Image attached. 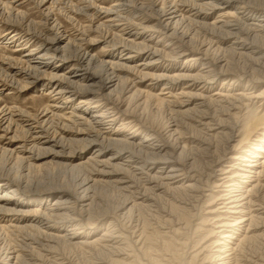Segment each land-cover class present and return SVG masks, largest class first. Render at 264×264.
<instances>
[{
    "label": "bare ground",
    "instance_id": "1",
    "mask_svg": "<svg viewBox=\"0 0 264 264\" xmlns=\"http://www.w3.org/2000/svg\"><path fill=\"white\" fill-rule=\"evenodd\" d=\"M77 1L84 4L83 9L99 12L101 28L114 31L97 54L90 50L73 54L82 38L58 32L61 26L53 18V6H46L48 1L39 3L43 25L29 19L18 8L20 3L10 6L0 1V76L5 77H0V99L3 91L15 97L39 85L31 95V107L4 106L0 150L28 169L47 164L41 159L53 155L56 160L51 162L84 175L77 193L61 185L37 190L23 186L8 172L0 175V232L24 234L19 242L0 246V264H73L60 253L61 244L100 256L94 264H264V256L254 251L256 244L264 246V229L259 231L264 227V114H251L244 122L227 126L224 119L222 124L217 122V133L210 136H225L230 143L215 160L213 152L219 149H213L210 142L192 140L198 142L192 150L211 158L204 164L209 171L197 170L199 160L189 157L184 140L192 124L209 129L215 105L228 103V108L235 109L245 98L263 96L264 88L258 94L248 93L259 80L234 74L229 63L228 69L221 65L217 70L208 57L210 47H191L196 39L194 33L184 32V20L189 18L179 9L186 2L197 4L201 13L193 23L211 35L222 34L217 35L221 39H240L219 44L218 52L250 57L261 66L264 77V54L253 44L264 39V0H250L259 8H252L248 0L245 5L238 0H153L149 8L154 17L143 16L145 1ZM215 12L219 18L209 21ZM245 31L253 34L252 46L243 39ZM195 33L198 36L199 30ZM98 41L92 38L91 44ZM188 51L192 53L186 56ZM147 80L150 90L141 88ZM220 80L228 91L232 86L241 91L204 93L203 89ZM197 84L201 88L193 92ZM157 87L159 93L153 91ZM38 92L46 97L45 104L38 103ZM124 99L128 100L125 108ZM152 100L173 107L166 133L155 121L149 120L147 126L137 115ZM51 120L59 128L56 136L46 129ZM19 127L26 134L23 140L17 134ZM98 188H114L121 194L123 201L116 208L120 215L133 219L129 230L121 227V216L111 217L104 211L90 216ZM188 226L194 227V235L203 234L195 240L191 239L195 236L183 239Z\"/></svg>",
    "mask_w": 264,
    "mask_h": 264
},
{
    "label": "rangeland",
    "instance_id": "2",
    "mask_svg": "<svg viewBox=\"0 0 264 264\" xmlns=\"http://www.w3.org/2000/svg\"><path fill=\"white\" fill-rule=\"evenodd\" d=\"M0 1H2V2H4V3H6V4H10V6H14L16 3L17 4H19V9L22 11L23 10V12H25V13H27V16H28V18L29 19H31V20H35L36 22H39V23H41V25H43V23H44V18H43V15L41 14V12H40V8H42V6L40 5L41 4V2H42V0H23V2H22V0L21 1H18V2H16V3H12V2H10V1H12V0H0ZM46 2V1H48L47 2V5L46 6H53L52 7V15H53V18H55L56 20H57V22L59 23V26H61V28H59V30H58V32L60 31L61 32V30L63 31V30H65V31H67V33L68 34H70V35H72V36H76V37H80V38H82V40L81 39H79L78 41H77V43H76V45L74 46L75 47V50H74V52H73V54H75V52L76 51H78V53L76 52V56H78V55H80L82 52H83V50H90V51H92V53H94V54H97V53H99V51H100V49L106 44L105 43V40H108V39H111L112 38V36H113V32L114 31H111V30H109L108 28H106V27H104V26H102V28H101V26H100V23H101V16H100V14H98L99 12H95V9L94 8H90V9H83V5L84 4H82V3H79L77 0H43V2ZM145 1V2H144ZM239 1V3H240V1H241V3H242V5L244 4H247V2H249L248 4H250V6L252 7V8H259V7H257V4H254L253 2H251L250 0H244V2L245 1H247V2H243V0H238ZM69 4H68V3ZM138 3H143L144 2V5L145 6H143L144 8L142 9V12H145V14H143V16H146L147 14V16L149 17V15L150 16H153L154 17V15H151V14H153L152 13V8L150 9L149 7H151V4H152V2H153V0H138L137 1ZM261 2V1H260ZM22 3H24V4H22ZM40 3V4H39ZM105 3V2H104ZM107 3H109V0H106V4ZM188 3H190V2H186V3H183V4H181V5H179V9L181 10V9H183L184 11L182 12V13H184L185 15H186V17H188L189 19V21H190V18H191V21L189 22V21H187V18L184 20V25L186 24V27H184L183 28V30H184V32H186L187 33V31H188V33L189 34H191L192 35V33H194L193 35H194V39H196V40H194L191 44H193V46L190 44V46L191 47H202V48H208V47H210V49H209V51H208V57H209V59L211 58V60L214 62V67L217 69V68H219L220 69V67H222L223 65V67H224V69H228V68H226V66L225 65H227L228 63V65H227V67L228 66H230V67H232V68H230L229 67V70H233L234 71V74H237V75H243L244 77H246V78H255V80H259L258 82V84H255V86H256V88L255 89H252V90H247V92L249 93V91L251 92H255V93H260L262 90H263V88H264V77H262L261 76V70H262V68H261V66L260 65H257V63L258 62H256L255 64L254 63H252L251 62V59H250V57H246V56H240V55H238V54H236L234 57L231 55V54H229V52H225V51H223V50H221V51H219L218 52V49H219V44H221L222 46H224V42H228V44H231L233 41H238V40H240V39H238V40H235V39H230L229 37H224V39H221L220 37H218V36H223L222 34H217V33H214V35H211V32H208V31H205L204 29H201L200 27H198V25H197V23L196 22H194L193 23V21H192V19H194V17L196 16V14L198 13H201L200 12V7L197 5V4H192V2L190 3V4H188ZM236 3H238V2H236ZM240 3V4H241ZM13 4V5H12ZM55 4V5H54ZM77 6H76V5ZM187 5V7L185 6V5ZM254 4V5H253ZM61 5V6H60ZM66 5V6H65ZM86 5V4H85ZM105 5V4H104ZM137 5V4H136ZM150 5V6H149ZM195 5H196V9H195ZM54 6H55V9H54ZM60 6V7H59ZM246 6H249V5H246ZM249 6V7H250ZM263 6V5H262ZM262 6H260V7H262ZM72 9H71V8ZM83 9H81V8ZM91 7V6H90ZM147 7V8H146ZM194 7V8H193ZM199 7V8H198ZM264 7V6H263ZM198 8V9H197ZM28 9V10H27ZM76 11H74V10ZM77 9V10H76ZM146 9V10H145ZM263 9V8H262ZM78 10L80 11V10H82V11H80V13L78 12ZM93 10V11H92ZM145 10V11H144ZM148 10V11H147ZM73 11V12H72ZM195 11H196V13H195ZM58 12V13H57ZM60 12V13H59ZM78 12V13H77ZM83 12H85V13H83ZM86 12H87V16H86ZM219 12H221V11H219ZM217 13V12H215V13H213V14H210V18H209V21H214L215 19H217V18H219V15H220V13ZM85 14V15H84ZM93 14H95V15H93ZM98 14V15H97ZM197 14V15H198ZM75 16V17H74ZM95 16V17H94ZM142 16V15H141ZM190 16V17H189ZM192 16V17H191ZM70 17V18H69ZM147 17V19H149ZM73 18V20H71ZM67 19L69 20L68 22H67ZM40 20V21H39ZM197 20H199V21H201L200 19H197ZM77 23H76V22ZM189 24H188V23ZM246 22V21H245ZM73 23V24H72ZM75 23V24H74ZM99 23V24H98ZM192 24V25H191ZM75 25V26H74ZM88 25V26H87ZM89 25H91L90 27L91 28H89ZM100 26L99 27V29H97V27L98 26ZM83 26V27H82ZM97 26V27H96ZM242 26V25H241ZM103 27L104 28H106V29H103ZM198 27V28H197ZM243 27V26H242ZM88 30H86V29ZM91 29V30H96L95 32L94 31H89V29ZM95 28V29H94ZM101 28V29H100ZM189 28V29H188ZM197 28V29H196ZM70 29V30H69ZM76 29V30H75ZM83 29H85V30H83ZM196 29V30H195ZM81 30V31H80ZM83 30V31H82ZM99 30V31H98ZM103 30V31H102ZM104 30H106V31H104ZM192 32H191V31ZM198 30H199V33H198ZM201 31H202V33H201ZM203 31H204V33H203ZM54 32L56 33V30H54ZM77 32H78V34H77ZM104 32H105V34H104ZM110 32V33H109ZM195 32H197L198 33V36H197V34L195 33ZM208 33V34H207ZM246 33H248V35L246 34ZM250 33V34H249ZM81 34V35H80ZM85 34V35H84ZM109 34V35H108ZM216 34V35H215ZM98 35H100V36H98ZM196 35V36H195ZM218 35V36H217ZM1 36H2V34H0V38H1ZM91 36V37H90ZM206 36H208V37H211V38H209L208 39V37H206ZM250 36V37H249ZM84 37V38H83ZM204 37H206V38H204ZM243 39H245V41H246V43H249V45H251V39L253 38V34H252V32H246L245 31V34L243 35ZM248 37V38H247ZM92 38H96V39H99L100 41H98L97 43H92L91 44V42H92ZM84 39V40H83ZM85 39L87 40V41H85ZM200 39V40H199ZM216 39H218L217 41H216ZM247 39V40H246ZM261 39V40H260ZM212 40H213V42H212ZM214 40H215V42L216 43H214ZM249 40V41H248ZM253 40V39H252ZM263 40V41H262ZM89 41V42H88ZM203 42V44L202 43H200V42ZM206 41L208 42V43H206ZM251 41V42H250ZM258 42H253V44L254 45H256V46H258V47H255L258 51H261L263 54H264V39L263 38H259L258 40H257ZM81 42V43H80ZM86 42V43H85ZM210 42V43H209ZM259 42H260V44H259ZM261 42H263L262 44H261ZM90 43V44H89ZM195 43H196V45H195ZM218 43V44H217ZM245 43V44H246ZM258 43V44H257ZM198 44V45H197ZM209 44H211V45H209ZM227 44V45H228ZM78 45V46H77ZM195 45V46H194ZM204 45V46H203ZM206 46H208V47H206ZM248 46V45H247ZM252 46V45H251ZM260 46V47H259ZM262 46V47H261ZM250 47V46H249ZM83 48V49H82ZM215 48H216V50H215ZM237 48H240V47H237ZM191 50H196L195 48L193 49V48H190ZM80 50V51H79ZM220 50V49H219ZM239 50V49H238ZM211 52H212V55H211ZM221 52V54H219ZM223 52H225V53H223ZM192 52H190V51H188L187 53H186V56H188L189 54H191ZM214 53V54H213ZM0 54L2 55V50L0 49ZM75 55H73V57L75 58L76 56ZM214 55H216V56H214ZM222 55V56H221ZM225 55V56H224ZM214 56V57H213ZM218 56V57H217ZM221 57V59H220V57ZM239 56H240V58H239ZM228 57V58H227ZM242 57H243V59H242ZM217 58H218V60H217ZM231 58V59H230ZM215 59V60H214ZM226 59V60H225ZM229 59V60H228ZM232 59L234 60L233 62H235V63H233L232 62ZM239 59V60H238ZM247 59V63H246V60ZM183 60H185V58L183 59ZM217 60V61H216ZM223 61V62H222ZM228 61V62H227ZM237 61V62H236ZM183 62V61H182ZM232 62V64H230ZM245 63H246V65H245ZM248 63H250V64H252V65H250V64H248ZM0 66H3L2 65V63L0 62ZM216 64H218V65H216ZM235 64V65H234ZM238 65V67H241V68H244V69H240V68H238L237 67V65ZM220 65V66H219ZM222 65V66H221ZM232 65V66H231ZM217 66V67H216ZM254 66V67H253ZM248 67H250V68H248ZM257 69L258 67V69L260 70V72H259V70L258 71H253V69ZM236 68V69H235ZM261 68V69H260ZM219 69H217V70H219ZM235 70H236V72L237 73H235ZM240 70V71H239ZM230 72H232V71H230ZM240 72V73H239ZM245 72H247V74H245ZM249 72V73H248ZM251 72H253V73H251ZM233 73V72H232ZM244 73V74H243ZM251 73V74H250ZM253 74V75H252ZM248 75H249V77H248ZM254 76V77H253ZM1 78H3L4 76L2 75V76H0ZM262 78V81L260 80L261 78ZM257 78H259V79H257ZM3 79H5V77L3 78ZM149 81L147 80L146 81V83L144 84V85H142L141 86V88L142 89H145V90H150L148 87H147V83H148ZM222 80H220V82L218 81L217 83H216V85H214V86H212V88H210V89H203V91H205L204 93L206 94V95H211V94H214L215 92H217V91H226V92H230V93H232V92H236V93H238L239 91H241V90H239V87H236V86H232V89H230V91H228V85H225L224 87H222L223 85H222ZM201 85L202 84H197L196 86H195V89L193 90V92H196L197 90H199L200 88H201ZM39 87V85L37 86L36 85V87L35 86H30V87H27V89L25 88L22 92H20V93H17L16 95H15V97H13V96H10V95H5L4 94V92L5 91H3L2 92V99H0V118L2 117V111L4 110V106H6V105H8V106H12V105H14V104H16V105H20V106H25V107H31V105H32V102H33V100L31 99V95H32V93L33 92H35V90L37 89ZM222 89V90H221ZM179 89H176V91H178ZM154 92H156V93H159L160 91H161V89L159 88V87H157L156 88V90H153ZM37 95H39V100H38V103L39 104H45V101H46V97L41 93V92H38L37 93ZM261 99V100H260ZM143 101L145 100V98H143L142 99ZM251 100V101H250ZM263 100V101H262ZM4 104V105H3ZM134 104V103H133ZM151 104V105H150ZM225 104V105H224ZM128 105V100H126L125 101V99H124V102L122 103V106H123V108H125L126 106ZM153 105V106H152ZM220 105H221V107H220ZM151 106V107H150ZM166 108H165V107ZM218 106H219V108H218ZM154 107V108H153ZM215 107V108H214ZM213 107V109L211 110V112L212 111H214V112H212V119L213 120H211L210 121V124L208 125L209 126V129H206V128H208L207 127V125L206 126H201V127H196L194 124H192L193 126H188V130L186 131L187 132V135H188V137L186 136L185 138H184V140H186L187 142H188V155H190L189 157L190 158H194V159H197V160H199L198 161V167H197V170L199 171V172H201V171H204L206 168H205V166H204V164L206 165V162H208L211 158H208V156L205 158V156L203 155V154H201V152H197L196 150H192L193 149V147L194 146H196V144L198 143H193L192 142V140H195V141H199L200 139L202 140V141H204L205 143H211L212 144V147H213V149H216L217 148V150L219 149L220 151H218V152H216V153H214L213 152V158H212V160H215V158H218L219 157V155H221L222 154V152L224 151V148H226V146H227V144H229V143H227L228 141H227V137H223V136H220L219 137V135H218V137H219V139H217L218 137L216 136V137H211L210 135L211 134H216L217 133V131L214 129V126H215V128H217V126H218V124H217V122H219V123H223V121H224V123H223V125H225V123H226V125L225 126H227V124L228 125H231V124H233L234 122H241V120H242V122H244L245 120H247L250 116H251V114H252V116L253 115H256V114H264V95L263 96H261V97H258L257 99L256 98H245L244 99V101H243V103L241 104V105H238L237 107H235V109L234 108H228L229 107V104L228 103H222V104H219V105H215ZM218 108V110H217V108ZM223 107H227L226 108V111L223 109ZM241 107V108H240ZM133 108V107H132ZM171 108H173L172 106H166V105H159L158 103H157V101H155V100H152V101H150L146 106L145 105H142L141 106V108H139V110H137V115H139V117L140 118H142L141 120H142V122L144 123V121H146L145 122V124L147 125V126H149L150 125V123H149V120L150 121H155L156 122V124H159L161 127H162V132L163 133H166L167 132V130H165L166 128V126H167V124L169 125L170 124V122L172 121V117L171 116H173V112L170 110ZM230 109V110H229ZM141 110V111H140ZM224 110V111H223ZM140 111V112H139ZM217 111V112H216ZM218 111H221L222 113H220V112H218ZM233 111V112H232ZM215 113H218V114H216L218 117H219V119L215 116ZM226 115H225V114ZM231 113V115H233V116H231L230 118H228ZM136 114V113H135ZM141 114H142V116H141ZM229 115V116H228ZM250 115V116H249ZM264 116V115H263ZM138 117V118H139ZM146 117V118H145ZM222 117V118H221ZM225 117V118H224ZM233 117V118H232ZM145 118V119H144ZM232 118V119H231ZM245 118V119H244ZM221 119H224V120H222L221 121ZM56 119H53V122L55 121ZM232 122H231V121ZM235 120V121H234ZM238 120H240V121H238ZM158 122V123H157ZM214 123V122H216V123H214V124H212V123ZM55 123H57L58 124V122H57V120L55 121ZM55 123H53L52 124V120L46 125V129L48 128V129H50L49 131H48V129H47V131H48V133L51 135V136H53V134H54V136H56V133L57 134H59V128H58V125L56 124V126H55ZM54 125V126H53ZM50 126V127H49ZM213 126V127H212ZM55 127V128H54ZM57 127V128H56ZM195 129H194V128ZM203 127V128H202ZM205 127V128H204ZM53 128V129H52ZM211 128V129H210ZM192 129V130H191ZM200 130V131H197V130ZM203 129V130H202ZM206 131H205V130ZM19 130H21V131H19ZM54 130V131H53ZM189 130H191L190 132H189ZM166 131V132H165ZM193 131V132H192ZM197 131V132H196ZM53 132V133H52ZM206 132H208V133H206ZM200 133H201V135H200ZM210 133V134H209ZM17 134H19L18 136H20V140H23V139H25V133L22 131V129H21V127H19L18 129H17ZM196 134V135H195ZM22 135V136H21ZM194 135V136H193ZM198 135V136H197ZM200 135V136H199ZM204 135V136H203ZM208 136V137H207ZM210 136V137H209ZM194 137V138H193ZM199 137V138H198ZM203 137H205V138H203ZM224 138V139H223ZM226 138V139H225ZM197 139V140H196ZM206 139H210V140H207L206 141ZM212 139V140H211ZM20 140L19 141H15L16 143L18 142V143H20ZM28 140V139H27ZM200 140V141H201ZM214 140L216 141V142H214ZM225 140H226V142H225ZM193 144H192V143ZM195 144V145H194ZM215 144V145H214ZM0 145H1V143H0ZM194 145V146H193ZM218 145V146H217ZM221 145V146H220ZM224 145H226L225 147H223ZM220 146V147H219ZM192 150V151H191ZM198 153L197 155H196V152ZM214 151V150H213ZM200 153V154H199ZM218 153V154H217ZM215 154H217L216 156H215ZM41 155H43V154H41ZM193 155V156H192ZM202 155V156H201ZM10 155H7V154H4V153H2V151L0 150V175L2 174V175H5L7 172V174L9 175V176H11V177H15L16 179H18L19 180V182H20V180H21V184L23 185V186H25L26 184L27 185H29L30 187H33V188H38L37 190H43L44 188H47V187H50V186H62V187H64V188H67L68 190H70V191H72V192H78L79 191V188H78V184H79V182H80V180L83 178V173H81L82 174V176H81V174L79 173V172H77V171H72V170H70V169H67V168H65L64 166H62V165H58V164H55L54 162H51V161H53L55 158H54V156L53 155H44L43 156V158L41 159V163L42 162H48L47 164H44V165H42V166H40V167H38V168H31V169H28L26 166H24L25 164H23L22 165V163H19V161H17L14 157H9ZM202 157H203V159H202ZM199 158H201V160L199 159ZM56 160V159H55ZM207 160V161H206ZM17 161V162H16ZM205 161V162H204ZM204 162V163H203ZM202 163V164H201ZM200 164L204 167V169H203V167L201 168V166H200ZM212 164V163H211ZM210 164V165H211ZM9 169V170H8ZM211 169V168H210ZM206 170H208L209 171V168L208 169H206ZM79 175V176H78ZM29 180V181H28ZM23 182V183H22ZM54 184V185H53ZM56 184H58V185H56ZM26 185V186H27ZM32 185V186H31ZM35 186V187H34ZM106 188H104V189H101V188H98L96 191L98 192L99 191V193H95V199H96V201H95V204H94V209H92L91 210V214H90V216H98V214L99 215H101V213L104 211V212H106L107 214H109V216H113V217H115L116 215H118V217L119 216H123V215H120V213H118V207L116 208V206L117 205H119V203L120 202H122L123 200V198H122V196H121V194H119V192H117V190H115L114 188H107L106 190H105ZM140 189H142V185L140 186ZM103 192V193H102ZM99 196H98V195ZM90 195H94V193L92 194V192H91V194ZM108 195V196H107ZM115 195V196H114ZM119 195V196H118ZM53 198V197H52ZM99 201H100V203H99ZM119 202V203H118ZM97 204H100V207H99V205H97ZM101 204H103V205H101ZM107 204V205H106ZM109 204V205H108ZM110 206V207H109ZM199 207H200V205L198 206V207H196L197 209L196 210H194V212H198L199 211ZM102 208V211L100 210ZM105 208H107V209H105ZM110 208V209H109ZM103 209H105V210H103ZM109 209V210H108ZM116 209V210H115ZM107 210V211H106ZM108 211H110V212H108ZM98 212V213H97ZM161 214H163V213H161ZM169 214V213H168ZM141 215V217H142V214H140ZM146 214H144V216H145ZM164 215H165V213H164ZM199 216V215H198ZM197 216V217H198ZM102 216H99L98 218H101ZM121 217H119V221H120V224H121V227L123 228V230H129V228L132 226V224H134V222H133V219H132V221L130 220V218L128 219V217L129 216H127L126 215V218H125V216H123L122 218ZM142 218H144V217H142ZM142 218H141V220H142ZM199 218V217H198ZM125 219V220H124ZM127 219V220H126ZM128 220H130V221H128ZM128 221V222H127ZM197 221L199 222L200 220L199 219H197ZM130 222V223H129ZM129 224V225H128ZM208 227V226H207ZM187 229H188V231H187ZM187 229H183V231L185 230L186 232H185V234H184V238L183 239H188L189 237L191 238L192 236H195V237H193V238H191L192 240H195V239H197V238H199V235H201L200 233H202V232H199V235L197 234V235H194L193 233H194V227H191V229L189 228V226L187 227ZM209 229V228H208ZM264 229V227L263 228H261V229H259V231L260 232H262L261 230H263ZM192 231V232H191ZM186 233L189 235V236H187L186 235ZM191 233H192V235H191ZM203 234V233H202ZM185 236H187V237H185ZM197 236V237H196ZM20 237H21V239L24 237V234L23 233H21L20 234V232H14V233H11V232H9V233H7V232H0V246H7V245H9V243L11 244V243H13V241H14V243H15V241L17 242H19L21 239H20ZM180 237H183V236H180ZM189 238V240H191ZM20 239V240H19ZM192 245V244H191ZM63 244H61L60 245V249H59V251H60V253H62L63 254V256H65V257H67L73 264H94V262H96V261H99V259H100V256H99V259L97 258L98 257V255H94V254H90V253H87V252H82V251H79V250H74V249H71V248H69V247H66V246H64ZM256 247H254L255 249H254V251L255 252H259V254H257V255H259V256H264V246H261V245H259V244H256L255 245ZM261 246V247H260ZM260 247V248H259ZM63 249V250H62ZM262 250V251H261ZM102 258H104V259H106V258H108V255H103V256H101ZM144 261H146V260H144ZM143 261V262H144Z\"/></svg>",
    "mask_w": 264,
    "mask_h": 264
}]
</instances>
